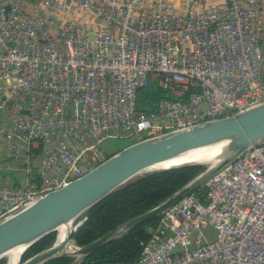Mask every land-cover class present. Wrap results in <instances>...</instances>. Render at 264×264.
<instances>
[{"label": "built area", "instance_id": "built-area-1", "mask_svg": "<svg viewBox=\"0 0 264 264\" xmlns=\"http://www.w3.org/2000/svg\"><path fill=\"white\" fill-rule=\"evenodd\" d=\"M152 83L168 94L137 108ZM261 104L264 0H0V172L28 173L0 181V221L84 175L118 139ZM203 172L146 226L137 264H264V136Z\"/></svg>", "mask_w": 264, "mask_h": 264}, {"label": "water", "instance_id": "water-1", "mask_svg": "<svg viewBox=\"0 0 264 264\" xmlns=\"http://www.w3.org/2000/svg\"><path fill=\"white\" fill-rule=\"evenodd\" d=\"M264 136V104L258 105L236 115L221 117L212 121L197 124L190 128L180 129L163 135L133 142L110 155L84 175L76 178L61 188L39 197L29 206L12 216L0 221V258L1 253L11 245L26 239L31 241L21 253L37 240L55 231V225L61 221H73L87 209L107 196L117 187L153 171L164 170L181 165L200 163L164 164L162 162L189 148L210 143L224 138H233V146L226 156L219 160L215 167L203 170L206 176L223 165L230 158L241 152L248 144ZM154 166V167H153ZM149 171L138 175L141 170ZM190 181L171 196L156 206L131 217L120 226L113 228L86 244H78L68 236L62 243L55 240L47 247L35 252L20 264H42L51 258L64 255H86L118 234L120 229L133 227L157 214L166 206L177 201L191 187ZM83 219L74 224L75 230ZM70 240L76 248L60 252Z\"/></svg>", "mask_w": 264, "mask_h": 264}, {"label": "trees", "instance_id": "trees-1", "mask_svg": "<svg viewBox=\"0 0 264 264\" xmlns=\"http://www.w3.org/2000/svg\"><path fill=\"white\" fill-rule=\"evenodd\" d=\"M167 94L166 89L152 83L138 91L137 108L149 111L160 97ZM203 170V164L181 165L147 173L117 187L81 215L83 221L72 236L80 245L92 241L156 206ZM157 218L158 214L117 234L83 255L80 264H137L141 253L139 241L148 237L146 226L156 222ZM55 238V231L43 236L24 252L22 258L47 247ZM72 258L62 255L42 264H70ZM0 264H5V258L0 259Z\"/></svg>", "mask_w": 264, "mask_h": 264}, {"label": "bare ground", "instance_id": "bare-ground-1", "mask_svg": "<svg viewBox=\"0 0 264 264\" xmlns=\"http://www.w3.org/2000/svg\"><path fill=\"white\" fill-rule=\"evenodd\" d=\"M232 146L233 138H224L184 150L162 163L174 165L187 162L200 164L202 163L208 164L209 166H213L219 160H221L222 157L227 155ZM149 169L150 168L141 170L138 175L149 171ZM73 227L74 224L71 221L64 220L57 223L55 225V244L62 243L63 240L68 236L69 232L73 229ZM30 241V239L22 240L5 249L1 253V257L5 258V264H20L21 253ZM75 248L76 245L74 241L70 240L63 246L60 252H68Z\"/></svg>", "mask_w": 264, "mask_h": 264}, {"label": "rangeland", "instance_id": "rangeland-1", "mask_svg": "<svg viewBox=\"0 0 264 264\" xmlns=\"http://www.w3.org/2000/svg\"><path fill=\"white\" fill-rule=\"evenodd\" d=\"M132 141L133 140H131V139H129V138H121V139H118V140H116L115 141V145H116V149L122 144H130V143H132ZM126 146V145H125ZM108 152H106V154H107ZM202 164V163H201ZM204 165V170L206 169V168H208L209 167V165L208 164H203ZM216 165V164H215ZM215 165H213V166H211V168L210 169H212V168H214L215 167ZM27 175H28V173L25 171V170H21V169H19V168H16V167H14V168H4V169H2V171L0 172V181L1 182H13V183H15V182H20V180L23 178H26L27 177ZM207 176V175H206ZM80 218H81V216H79V217H77L74 221H73V224H75V223H77L79 220H80ZM74 228V227H73ZM72 232L74 231L73 229L71 230ZM124 231V229H120L119 231H118V234L119 233H121V232H123ZM203 232H204V234L206 235V237H207V239L208 240H213V239H215L216 237H217V231H216V229L214 228V227H206V228H204L203 229ZM55 233H56V231H55ZM70 238L72 239V240H74L75 241V239H74V237L72 236V234H70ZM64 255H70V256H72L73 258V260L74 261H77V260H79V258H80V256L79 255H76V254H64ZM60 256H62V255H60ZM27 258V257H26ZM26 258H24V259H26ZM1 259V258H0ZM23 258L20 260V261H22V260H24ZM72 260V261H73Z\"/></svg>", "mask_w": 264, "mask_h": 264}, {"label": "crops", "instance_id": "crops-1", "mask_svg": "<svg viewBox=\"0 0 264 264\" xmlns=\"http://www.w3.org/2000/svg\"><path fill=\"white\" fill-rule=\"evenodd\" d=\"M173 2H175V4L178 6V7H181L183 5V3L185 2V0H173ZM125 145L127 144H121L117 149L115 148L116 145L113 144L107 151L109 152V154H106L103 159L99 160V161H102L104 159H106L107 157H109L110 155L114 154L115 152H117L118 150H120L122 147H124Z\"/></svg>", "mask_w": 264, "mask_h": 264}]
</instances>
